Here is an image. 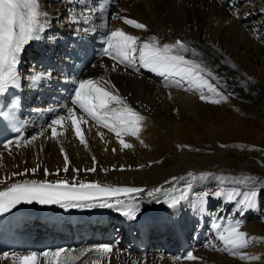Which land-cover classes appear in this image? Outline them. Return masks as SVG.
Returning a JSON list of instances; mask_svg holds the SVG:
<instances>
[{"label": "bare ground", "instance_id": "bare-ground-1", "mask_svg": "<svg viewBox=\"0 0 264 264\" xmlns=\"http://www.w3.org/2000/svg\"><path fill=\"white\" fill-rule=\"evenodd\" d=\"M40 4L50 26L40 33V39L25 45L17 65L16 87L5 93L18 88L28 103L53 107L61 97L56 90L60 69L64 65L71 69L67 60L72 50L91 43L103 45L112 31L121 29L142 42L156 36L161 43L180 39L190 45L200 55L189 53L186 58L212 71L218 78L213 83L227 100L202 101L199 92L178 87L176 78L166 79L143 68L114 71L113 65L103 69L96 63L78 68L82 80L92 79L118 92L145 117L139 139L122 133L125 143L133 145L123 148L114 133L86 117L87 123L80 125L85 144L70 121L57 129L61 135L53 137L49 125L66 113L69 104L62 112H52L50 120L35 124L19 145L0 148V191L33 180L147 188L134 194L140 205L134 219L108 207H45V212L65 220L79 218L84 230L92 234L82 245L66 247L69 251L58 258L41 255L39 264H264V0H40ZM117 14L145 24L147 31L112 19ZM98 62L110 64L107 59ZM104 81L110 83L105 86ZM65 154L69 160L66 173ZM93 167L94 172L88 171ZM45 169L48 173L59 169V175L46 176ZM189 184L192 190L187 198L169 207L168 201L180 197ZM156 188L163 191L155 199L148 196ZM233 191L240 195L229 200ZM252 191L257 196L250 206L237 203ZM217 192L221 195L216 196ZM146 221L155 229V248L171 245L168 255L157 251L142 259L124 239L125 230ZM177 221L188 229L209 225L211 241L194 253L195 260H180L172 253L175 244L169 235ZM236 222L248 238L247 247L235 250L239 255L230 254L219 239L220 232ZM101 245L111 251L97 253ZM3 254L0 264H13L11 255L2 258ZM240 255L258 259H240Z\"/></svg>", "mask_w": 264, "mask_h": 264}, {"label": "snow or ice", "instance_id": "snow-or-ice-1", "mask_svg": "<svg viewBox=\"0 0 264 264\" xmlns=\"http://www.w3.org/2000/svg\"><path fill=\"white\" fill-rule=\"evenodd\" d=\"M101 11H103V7H101ZM47 17L48 13L42 10L40 0H0V95H3L10 87H16V81L19 78L17 71L19 57L24 51L25 45L30 41L40 39V33L45 27L50 26ZM112 19H121L126 25L147 31V26L135 19H129L119 14L113 16ZM105 43L107 47L104 49V54L116 61L117 64H123L133 69L143 68L166 79L176 78L178 87L183 88L184 91L199 92L200 99L205 102L220 103L221 100H227L223 91L213 83L218 78L213 75L212 71L197 60L186 58V54L189 53L192 56L200 54L180 39L161 43L156 36H152L150 40L142 42L138 36L117 29L110 33ZM113 70H116V64L113 65ZM109 83L104 81L105 86ZM112 87L114 88V86ZM210 95L217 98L210 99ZM71 104L72 106L67 107L64 115H57L51 121L49 127L53 137L62 134L57 131V126L62 129L65 121H70L80 142L85 144L80 125L87 123L85 119L87 117L97 125L114 133L123 148H132L133 145L125 143L121 138L122 133L139 139L141 124L145 117L128 105L118 92L114 94L113 91L106 90V87H101L97 81L80 80L75 88ZM100 135L102 138L103 134L100 133ZM35 139L36 137H32V140ZM11 143L13 142L9 141L4 144V147L8 148ZM15 143L18 145V142ZM140 143L143 144V140H140ZM178 147L188 148L189 146L178 145ZM221 147L225 146L221 145ZM64 160L63 171L66 173L69 163L67 154L64 155ZM93 160H95L94 157ZM32 171L35 173L36 169ZM59 171L58 169L56 173H48L45 169V175L58 176ZM74 171L79 172L78 169ZM88 171L94 172L95 168ZM176 179L174 177L173 182ZM191 190L192 186L189 184L182 191L180 197L168 201L169 207H175L180 200L186 199ZM144 191L145 189L138 187L101 186L95 182H82L79 187H70L67 180L25 181L13 183L5 191H0V215L11 211L21 202L31 204L35 201L42 205L58 204L61 208L96 206L115 208L125 217L134 219L140 210V205L135 202L138 196L134 194ZM162 191L163 189L156 188L147 194L155 199L156 194ZM203 195L207 197L209 194L205 192ZM215 195L220 196L221 193L217 192ZM239 195V192L233 191L228 194V199L232 200ZM256 196L255 191L244 193L243 200L237 201V203L242 206H250ZM214 227L219 231V224ZM219 239L224 243L226 250L233 255H239L235 250L243 249L248 245L247 234L240 231L239 222L234 225L230 223L227 228H224L219 234ZM67 251L69 250L58 249L55 252L45 251L42 254L36 252L12 254L11 260L13 264H39L41 255L58 258ZM87 251H92V249ZM95 251L103 254L110 252L111 248L108 245H101ZM2 258H9V254L4 253ZM186 258L197 259L192 253H188ZM240 259L255 260L258 257L240 255Z\"/></svg>", "mask_w": 264, "mask_h": 264}, {"label": "rangeland", "instance_id": "rangeland-1", "mask_svg": "<svg viewBox=\"0 0 264 264\" xmlns=\"http://www.w3.org/2000/svg\"><path fill=\"white\" fill-rule=\"evenodd\" d=\"M28 66H29V65H28ZM209 145H210V144H209ZM216 146H217V144L214 145V147H216Z\"/></svg>", "mask_w": 264, "mask_h": 264}]
</instances>
